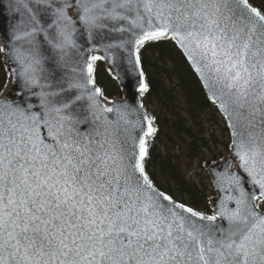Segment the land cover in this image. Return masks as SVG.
Wrapping results in <instances>:
<instances>
[{
	"label": "snow or ice",
	"instance_id": "obj_1",
	"mask_svg": "<svg viewBox=\"0 0 264 264\" xmlns=\"http://www.w3.org/2000/svg\"><path fill=\"white\" fill-rule=\"evenodd\" d=\"M0 10L14 85L0 96V264H264V9L0 0ZM161 40L182 50L230 132L210 214L146 171L155 117L96 86L95 62L119 56L147 92L141 49Z\"/></svg>",
	"mask_w": 264,
	"mask_h": 264
},
{
	"label": "trees",
	"instance_id": "obj_2",
	"mask_svg": "<svg viewBox=\"0 0 264 264\" xmlns=\"http://www.w3.org/2000/svg\"><path fill=\"white\" fill-rule=\"evenodd\" d=\"M251 3L264 9V0H251ZM141 66L148 85L142 99L151 116L155 117L154 127L157 129L155 136L148 139L146 171L154 184L173 199L181 198L180 202L195 210L210 213L206 191L181 171L180 150L166 145L164 148L156 140L166 130L175 135L178 148L184 149L187 157H194L217 143L213 130L216 125L222 126V116L207 98L199 78L174 42L161 40L147 44L141 49ZM94 67L96 84L104 95L107 98L119 96L120 88L101 60L95 62ZM6 79L0 53V91ZM222 128L225 138L220 143L228 149V129ZM222 155L221 151L212 158Z\"/></svg>",
	"mask_w": 264,
	"mask_h": 264
},
{
	"label": "water",
	"instance_id": "obj_3",
	"mask_svg": "<svg viewBox=\"0 0 264 264\" xmlns=\"http://www.w3.org/2000/svg\"><path fill=\"white\" fill-rule=\"evenodd\" d=\"M6 24H7V17L3 14V10H0V30H2L6 26ZM81 42L85 44L86 48L90 47V45H88L86 41H81ZM0 43H2V41H0ZM179 50L182 52L181 49H179ZM92 54H97V55L103 56L104 55V51L101 48L99 51L93 52ZM182 54H183V52H182ZM1 57H2V61H3V64H4L5 70L7 72V80H6V83H5L4 87L0 91V96L6 94L9 91V89L14 87L13 82H12V78L8 75V73L10 71V68L13 65H11L9 63L8 58L4 55V53H1ZM101 61L104 64V66L107 69V71L114 76L117 84L120 87V91H121V94L119 96H114L112 98H108V101H115V102H119L121 104H126L130 108H138L142 104L143 105L142 111L146 112L148 115H150L149 111L144 106L143 100L141 98V93L139 91V75H138V72H133L130 69L129 65L127 64L126 59H122L119 56L117 57V60H116L115 64H110L106 60H101ZM188 63L192 67V65H191V63L189 61H188ZM141 69H142V66H141ZM192 69H193V67H192ZM193 71H194V69H193ZM195 74L198 76V78H199V80H200V82H201V84H202V86L204 88V91H205V93H206V95H207V97L209 99V93H208L207 89L205 88V86H204L203 82L201 81L199 75L196 72H195ZM144 82L146 83L145 75H144ZM96 86L99 87L97 84H96ZM211 102L214 103L213 101H211ZM215 105H216L217 109L219 110L217 104H215ZM107 106L110 107L111 103H108ZM219 112L222 114V112L220 110H219ZM222 116H223V114H222ZM110 118L111 119H115V116L111 115ZM223 118H224V116H223ZM224 120H225V118H224ZM225 123H226V121H225ZM226 126H227V123H226ZM229 137H230V132H229ZM229 144H230V142H229ZM229 154H230V148L228 149V152L225 153L223 156H221L219 159L212 160L211 158H209L207 156L203 157V161H202L203 166H204V168L206 169V171H207V173L209 175L213 190L215 192L213 195H211L207 199L209 207L211 208V212L214 211L213 201L218 199L219 195H220L218 189L216 188V186H215V184L213 182V172L214 171H221L223 169L224 158L227 157ZM217 165H220V167L217 168L216 167ZM233 167H234V165H233Z\"/></svg>",
	"mask_w": 264,
	"mask_h": 264
},
{
	"label": "rangeland",
	"instance_id": "obj_4",
	"mask_svg": "<svg viewBox=\"0 0 264 264\" xmlns=\"http://www.w3.org/2000/svg\"><path fill=\"white\" fill-rule=\"evenodd\" d=\"M221 118H222V123H221L222 126L226 127V123H225L223 117H221ZM222 126L216 125L214 127L212 125V127H214L213 132L216 134L217 143H213L212 147L205 149L203 152L195 154L194 157H191V158H189L185 155L184 149H182V151H181V149L178 148V144H177L175 135L169 134L166 130L163 131L162 137L159 138L158 140H156V143L164 146V148L166 145L168 147L177 148L178 150H180L179 151V153H180L179 160H180V167H181L182 173L185 174L186 176H188L190 179L195 180L201 186V188L206 191V193H207L206 197L213 195L214 190H213L209 175L203 166L202 158L204 156H207V157L213 159L212 157H214L215 154H218L221 151L223 154H225L227 152L228 149L223 148V146L220 143L221 140H223L225 138V133L223 131ZM227 134L229 136L228 130H227ZM179 199H181V198H178L177 200L179 201ZM201 212H203V211H201Z\"/></svg>",
	"mask_w": 264,
	"mask_h": 264
}]
</instances>
